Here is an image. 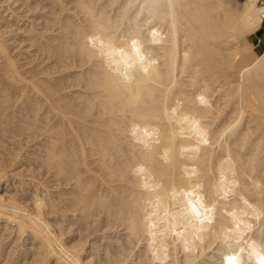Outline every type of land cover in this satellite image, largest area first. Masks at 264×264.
<instances>
[{"label":"bare ground","instance_id":"6f19581e","mask_svg":"<svg viewBox=\"0 0 264 264\" xmlns=\"http://www.w3.org/2000/svg\"><path fill=\"white\" fill-rule=\"evenodd\" d=\"M264 0H0V264H262Z\"/></svg>","mask_w":264,"mask_h":264},{"label":"crops","instance_id":"0c3cea01","mask_svg":"<svg viewBox=\"0 0 264 264\" xmlns=\"http://www.w3.org/2000/svg\"><path fill=\"white\" fill-rule=\"evenodd\" d=\"M263 33H264V20H263L260 28L254 34V37L258 39L260 36H262Z\"/></svg>","mask_w":264,"mask_h":264},{"label":"snow or ice","instance_id":"6c2138e0","mask_svg":"<svg viewBox=\"0 0 264 264\" xmlns=\"http://www.w3.org/2000/svg\"><path fill=\"white\" fill-rule=\"evenodd\" d=\"M226 264H236V257L235 256L227 257ZM262 264H264V258H262Z\"/></svg>","mask_w":264,"mask_h":264},{"label":"rangeland","instance_id":"374dc122","mask_svg":"<svg viewBox=\"0 0 264 264\" xmlns=\"http://www.w3.org/2000/svg\"><path fill=\"white\" fill-rule=\"evenodd\" d=\"M260 38H261L262 40L264 39V33L262 34V36H260ZM251 41H252L253 43H255V44L258 43V39L255 38L254 35L252 36Z\"/></svg>","mask_w":264,"mask_h":264}]
</instances>
